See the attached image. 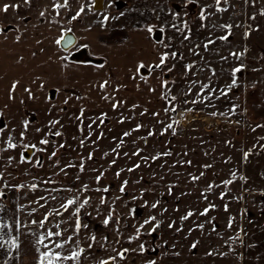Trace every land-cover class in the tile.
<instances>
[{
  "label": "rangeland",
  "instance_id": "obj_1",
  "mask_svg": "<svg viewBox=\"0 0 264 264\" xmlns=\"http://www.w3.org/2000/svg\"><path fill=\"white\" fill-rule=\"evenodd\" d=\"M41 1L47 5H36L33 0L30 3L34 4H25L24 0H0V9L4 4L19 6L10 7L6 13L0 11V30L13 26L7 34L12 59L19 57V49L21 54L28 55L56 50L69 61V51L64 52L55 41L70 30L77 35L80 45L82 40L76 28L86 25L105 26L108 43L114 41L113 50L117 49L122 56L135 49L139 54L126 56L134 61L120 64L124 66L122 74L115 71L119 64L116 67L107 60L111 80L106 79V95L108 93V100L113 101L90 104L83 108L77 120L80 187L67 188L58 183L42 188L23 185L0 190L5 195L0 196V224L8 225L0 229L3 237L0 243L18 237L20 245L11 248L4 243L0 248L8 254L5 264H37V248L48 249L35 241L49 230L62 232L61 237L45 240L50 247L52 242L73 237L63 249L55 251L67 255L77 246L80 248L84 230L81 228L78 234L74 231L76 217L73 213L81 203L84 185L88 186L86 191H102L105 187L114 193L118 191L124 206L141 208L156 204L162 224L172 225L168 238L177 241L182 236L197 235L198 239L217 227L223 240L228 238V233L237 234L232 238L236 242L241 231L236 229H242L241 224L246 221V215H242V209H246V192L260 191V184L253 181L264 179V147H261L264 145L261 139L264 137V15L261 14L264 0H220L219 4L216 0H192L191 3L189 0H104L102 11L92 9L93 0H68L67 5L60 8L55 5H64L65 0ZM82 6L81 17L73 20ZM105 16L109 19L105 20ZM226 25L231 27H223ZM148 27L153 28L152 33L147 31ZM160 29L164 30L160 31L161 40H153L154 31ZM245 33H248L247 38ZM185 35L190 39L185 40ZM226 35L227 40L219 39ZM209 40L213 43L205 50L204 45ZM146 42L147 50L142 48ZM172 52H176L177 57L169 55L165 65L152 71L146 79L141 78L144 77L141 72L137 75L138 64H158L162 54ZM148 53L150 62L138 63L140 55ZM231 53H243V56L237 58ZM188 65L192 67L186 71ZM240 65L243 70L237 73V86L229 89L232 69ZM153 75L158 86L155 92L148 93L143 85H137V82L152 80ZM203 85L209 87L201 92ZM209 94V99L205 100ZM170 123L173 128L166 129ZM249 150L245 160L244 153ZM152 157L158 158L153 160ZM201 173L204 174L201 176ZM97 176H100L99 182ZM193 176L199 179L193 180ZM248 178L252 182H248ZM228 180L232 183L225 184ZM125 181L128 183L121 193L119 189ZM210 184L212 188L208 187ZM128 195L135 199L125 198ZM70 198H78L77 203L64 211L61 205ZM213 205L215 207H211ZM205 208H209V212L201 215ZM82 210L79 218L87 225ZM57 211L61 215H56ZM189 212L192 215L182 219ZM46 214L49 220L43 228L32 224L33 220H43ZM16 220L21 223L19 231L15 227ZM214 233L211 234L214 236Z\"/></svg>",
  "mask_w": 264,
  "mask_h": 264
},
{
  "label": "crops",
  "instance_id": "obj_2",
  "mask_svg": "<svg viewBox=\"0 0 264 264\" xmlns=\"http://www.w3.org/2000/svg\"><path fill=\"white\" fill-rule=\"evenodd\" d=\"M33 1H36V5L46 4L40 0ZM11 27L13 26L9 25L0 30V127L6 125L5 131L0 133V148L6 149L9 136L13 137L12 142L17 144V148L0 151V190H11L19 185H36L42 188L57 186L58 183L67 188L80 187V135L75 127L77 120L81 118L83 108L90 104H106L113 101L108 100V93L106 95L105 81L111 80L108 78L107 60L114 62L116 67V64H119V69L115 71L122 74L125 61L128 63L132 60H128L126 56H134L139 50L128 51V55L122 56L120 51L113 50L112 45L116 44L114 41L108 43L105 26L86 25L76 28L82 40L80 45L77 35L72 31L67 30L61 34L72 32L76 37L75 46L69 52L64 51L69 53V61L64 59L63 53L56 50L51 52L52 54L42 51L41 55H28L21 54L19 49V57L12 59L10 36H7ZM134 30L145 32L142 29ZM6 36L8 38H5ZM81 45H87L84 49L93 61L70 60V55L80 50ZM108 46L111 47L107 48ZM147 47L146 42L142 48L147 50ZM143 55H140L138 63L150 62V54ZM100 64H103L102 68L96 67ZM120 64L123 65L120 67ZM150 74L152 75L146 68L141 69L142 76L149 77ZM112 82L116 85V81ZM13 83L17 84L14 90ZM102 84L105 85L103 88L100 87ZM138 84L143 85L148 93H153L158 88L154 75L152 80L149 79L146 83L143 80L141 83L137 82ZM24 121H28L27 128ZM52 121L57 123L52 124ZM21 132H24L23 140L20 138ZM56 132L61 135L56 136ZM41 139H47L49 143L41 145ZM33 143L37 148L46 150L23 148L24 144ZM21 152L29 158L28 161L20 162ZM52 152H56V155L49 159ZM9 157L13 159L9 160ZM37 159L41 161V166L36 165ZM247 181L252 182L249 178ZM253 182L260 184V191L246 192V209H242L246 221L241 224L242 229H236L241 230L239 233L237 231L239 239L236 242L232 238L237 234L232 236L228 233V238L223 240L217 227L212 229L214 236L211 233L198 239L197 235L193 238L182 236L183 240L176 241L167 237L171 227L162 224L156 207L148 204L141 208L137 205L124 206L121 199H116L119 197L118 191L114 193L84 190L80 200L81 203L85 199L89 201L82 210L88 227L83 228L84 239L80 242V248L85 251L78 264H96L100 259L113 256H116L114 264H149V261H155V264H264V179L258 178ZM101 198L105 200V204L100 203ZM125 198L134 197L128 195ZM109 212L113 213V222L104 226L103 220ZM150 217H155V220L140 228ZM116 220L119 223H115ZM157 222L159 226L152 231ZM93 235L95 240L91 239ZM131 237L135 239L130 240ZM89 244H92L91 249ZM141 244L145 246L143 253L139 249ZM193 244L196 245L195 248L192 247ZM123 249L129 251L125 253L124 259H120L117 252ZM6 255L8 254H5L4 249H0V264H5ZM110 263L113 264L111 261Z\"/></svg>",
  "mask_w": 264,
  "mask_h": 264
},
{
  "label": "snow or ice",
  "instance_id": "obj_3",
  "mask_svg": "<svg viewBox=\"0 0 264 264\" xmlns=\"http://www.w3.org/2000/svg\"><path fill=\"white\" fill-rule=\"evenodd\" d=\"M191 2H192V0H189V3H191ZM216 2H217V4H219V3H220V0H216ZM24 3H25V4H30V0H24ZM67 3H68V0H65L64 5L56 4L55 7H56V8L64 7V6L67 5ZM10 7H12V8H16V7H19V6H18V5L4 4V5H3V8L0 9V11H3V12L6 13V12L9 11ZM83 11H84V8H83V6H82L81 9H80V11H78V12L76 13V15L72 17V19H73V20L77 19V17H79L80 14H81V12H83ZM261 14L264 15V12H262ZM40 15L43 16V15H44V12H41ZM120 15L123 16L124 13L122 12ZM104 19H105V20H108L109 17L105 16ZM200 19H202V20L204 19L203 11H201ZM223 27L230 28L231 26H227V25H226V26H223ZM69 31H70V30H69ZM147 31H148L149 33H152V32H153V28H152V27H148V28H147ZM160 31L163 32L164 30H163V29H160ZM228 35H231V33L229 32ZM228 35H226V36H222V37H220L219 39H221V40H227V39H228ZM247 36H248V33H245V38H247ZM184 39H185V40H188V39H190V37L187 36V35H185V36H184ZM62 41L64 42V47H65V49H67V47H68L69 45L73 44V40H72L71 38H67V39H66L64 35H61L60 38H58V39L55 41V43H56L57 45H60ZM211 43H213V41L209 40L208 43L204 45L205 50H207V48H208V44H211ZM80 47H81V48H86L87 45H81ZM169 55H170L172 58H176V57H177V53H176V52H172L171 54L164 53V54H162V55L160 56V60H159V63H158V64H155V65H145L144 63H140V64H138V66H137V68H136V73H137V75L140 74L141 69H145V68H147L149 72H152V71H154L155 69L161 68L162 66L165 65L167 59H169ZM231 55H233V56L239 58V57L243 56V53H231ZM64 59H67V57H64ZM222 59H226V58H223V57H222ZM96 67L102 68V67H103V64L96 65ZM191 67H192L191 65L186 66V71L189 70ZM242 70H243V65H240L239 67H235V68L232 69V81H231V84L228 86L229 89L232 88V87L237 86V73H240ZM169 71H172V69L170 68ZM213 74H215V73H213ZM141 78H142V79H146L145 77H141ZM106 83H107V81H105V84H106ZM165 83H167V82H165ZM104 86H105V85L102 84L100 87L103 88ZM16 87H17V84H16V83H13V85H12V89L14 90ZM208 87H209V85H203V87H202V89H201V92H203L204 89H207ZM25 91H29V90H28V89H25ZM30 95H31V93H30ZM197 95H200V93H197ZM210 95H211V94H209V96H205L204 99H205V100L209 99ZM222 95H227V93H226V92H222ZM175 99H176V97H174V96L171 97V100H172V101H174ZM217 99H218V97H217ZM65 103H67V101H65ZM192 103H197V101H192ZM113 107L115 108L116 105H113ZM168 110H169V109H165L166 112H167ZM171 110H172V111H175L176 109H175V108H172ZM188 111H192V109H188ZM154 115H155V114H154ZM212 115H216V113H212ZM51 123H52V124H55V123H57V122H56V121H52ZM101 123H103V120H101ZM173 123H176V122L174 121ZM24 125H25V128H27L28 121H24ZM89 127H91V126H89ZM139 127H140V126L138 125V126H137V130H138ZM257 127H262V126H261V125H257ZM5 128H6V125H5L4 127H0V133H3V132L5 131ZM172 128H173V124H172V123L166 125V129H172ZM253 130H255V129H253ZM37 131H40V129H37ZM152 134H153V133L149 132V135H152ZM161 134H163V132H162ZM55 135H56V136H60L61 133H60V132H56ZM124 135H125V136H128L129 133H124ZM20 138H21V140L24 139V132H21V133H20ZM261 139H264V137H261ZM12 141H13V137H12V136H9V137H8V142H7V145H6V149H4V148H0V151L16 149V148H17V144H16V143H13ZM39 143H40L41 145H47V144L49 143V141H48L47 139H41V140L39 141ZM81 143H83V141H82ZM63 146H64V145H60V147H63ZM253 147H255V145H254ZM261 147H264V145H262ZM23 148H24L25 150H28V149H35L36 151H45V150H46V149H39V148H37V145L34 144V143H33V144H24V145H23ZM250 151H251V150H249V151H247V152L244 153V159H245V160H247ZM133 154H134V155H137L138 153H133ZM169 154H170V153H164V155H169ZM33 155H34V153H33ZM55 155H56V152H52V153H51V156L49 157V159H51V158L54 157ZM91 158H92V154L90 153V154H89V159H91ZM157 158H158V157H152L153 160H155V159H157ZM12 159H13L12 157H9V160H12ZM28 159H29V158L25 156L24 152H21V153H20V162H22V163H23V162H26V161H28ZM114 162H115V161H113V163H114ZM36 165H37V166H41V161H40L39 159L36 160ZM136 167H139V165H136ZM204 167L208 168V167H211V165H205ZM61 170L63 171V169H61ZM81 170H83V166H82V165H81ZM128 170H129V171H132L133 169H128ZM203 174H204V173H201V176H202ZM116 175L119 177L120 173L117 172ZM0 179H2V174H0ZM192 179H193V180H198L199 177L193 176ZM96 180H97V182H99V180H100V176H97V177H96ZM127 183H128V182L125 181V182L121 185V187H120V189H119L121 193H123V192L125 191V187H126ZM224 183H225V184H230V183H232V181H231V180H228V181H224ZM14 187H18V188H19V187H23V185L14 186ZM32 187L35 188L36 185H32ZM87 187H88L87 185H84V189H85V190L87 189ZM208 187H209V188H212L213 185L210 184ZM68 190L71 191V189H68ZM97 191H101V189H97ZM102 191H104V192H108L109 189H108L107 187H105L104 189H102ZM2 195H3V192H0V196H2ZM53 198H55V197H53ZM221 198H223V193L221 194ZM41 199H44V198L41 197ZM116 199H120V197H116ZM77 200H78V198H70V199L66 200V202L63 203V204L61 205V208H63L64 211H67V210L69 209V207H71V206H73V205H75V204L77 203ZM88 203H89L88 199H85L82 203L79 204L78 207H76L75 212L73 213V215L76 217V224H75L74 231H75L77 234L80 232L81 228H87V227H88V225H86V224H82V222H81V220H80V218H79L80 210L83 209V208H85V206H86ZM100 203H101V204H105V200H104L103 198H101ZM156 206H157L156 204H152V205H151V207H153V208H155ZM41 207H43V205H41ZM211 207H215V206L213 205V206H211ZM132 211H133V213L135 212L134 209H133ZM208 212H209V208H205L204 211H203L202 213H200V214H201V215H206ZM56 215H61V213H60L59 211H57V212H56ZM191 215H192V213L189 212V213L187 214V216L182 217V219H187V218H188L189 216H191ZM48 220H49V215L46 214V215L44 216V219H43V220H40V221H38V222L35 221V220H33V221H32V224H38L39 227L43 228V227L45 226L46 221H48ZM153 220H155V217H150L149 220H145V221H144V224H141V225H140V228H143L145 224H149V223H150L151 221H153ZM110 222H113V213H112V212H109V213L107 214L106 218L103 220V225H104V226H108ZM114 222H115V223H119L118 220H116V221H114ZM14 223H15L16 230L19 231V229H20V227H21V223H20V221H19V220H16V221H14ZM158 226H159V222H157V224L153 227L152 231H155V230H156V227H158ZM7 227H8L7 224H0V229L7 228ZM57 227H59V226L57 225ZM169 227H172V225L170 224ZM201 227H202V225H201ZM229 227H231V222L229 223ZM137 233H139V228L137 229ZM61 236H62V232H61V231L52 232L51 230L47 231L46 235H45V234H41V235L38 236V238H37V240L35 241V243H36L37 245H42L44 248H46V249H48V250H47V251H40L39 248H37V252H38V254H39V255H38L37 264H58V262H60V261H74V262H77V264H78V262L80 261L82 255H83V253H84V251H85L83 248H79V247L77 246L76 248H74V249L70 252V254H67V255H62V253H61L60 251H55V250H54V249H63V248L65 247L66 244H68V243H70V242L72 241L73 237H69L68 240H66V241L52 242V243H53V246H52V247H50L49 244H46V243H45V240L52 241V237H61ZM2 239H3V237L0 236V240H2ZM91 239H92V240H95V239H96L95 235H93V236L91 237ZM105 239H106V238H105ZM131 239H135V237H131L130 240H131ZM4 243H7L11 248H19V246H20L19 243H18V237H17V238H13V239H11V240H9V241H5ZM4 243H0V248H3V247H4ZM88 247H89V249H91V248H92V244H89ZM192 247L195 248L196 245L193 244ZM139 249H140V252L143 253L144 250H145V246H144L143 244H141V245L139 246ZM112 251L115 252L116 249H112ZM128 251H129V249H123L122 251L117 252V256H118L120 259H124V257H125V253L128 252ZM115 260H116V256H113V257H109L108 259H100L99 261H96V264H110V261L113 262V264H114ZM149 264H155V261H149Z\"/></svg>",
  "mask_w": 264,
  "mask_h": 264
},
{
  "label": "water",
  "instance_id": "obj_4",
  "mask_svg": "<svg viewBox=\"0 0 264 264\" xmlns=\"http://www.w3.org/2000/svg\"><path fill=\"white\" fill-rule=\"evenodd\" d=\"M92 9L94 11H102L104 9V0H94L93 1V6ZM65 38H71L73 40V44L69 45L67 47V49H65L64 47V42L62 41L61 44L59 45V47L63 50V51H69L70 49H72L75 44H76V37L72 32H67L64 34ZM162 34L160 32V30H156L153 33V39L156 41L161 40ZM70 60L72 61H76V62H91L93 61L90 57H88L87 55V51L84 48H81L80 50L73 52L70 55ZM111 264V263H110Z\"/></svg>",
  "mask_w": 264,
  "mask_h": 264
},
{
  "label": "flooded vegetation",
  "instance_id": "obj_5",
  "mask_svg": "<svg viewBox=\"0 0 264 264\" xmlns=\"http://www.w3.org/2000/svg\"><path fill=\"white\" fill-rule=\"evenodd\" d=\"M94 1V0H93ZM93 6V5H92Z\"/></svg>",
  "mask_w": 264,
  "mask_h": 264
}]
</instances>
